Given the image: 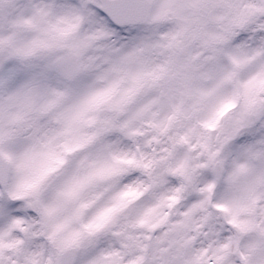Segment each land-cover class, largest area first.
<instances>
[{
    "label": "rangeland",
    "instance_id": "rangeland-1",
    "mask_svg": "<svg viewBox=\"0 0 264 264\" xmlns=\"http://www.w3.org/2000/svg\"><path fill=\"white\" fill-rule=\"evenodd\" d=\"M245 3H247L245 8L248 11L247 18L240 32L232 31L234 37L232 35L224 36L227 33L225 30V32H222V37L215 40L218 37V33L216 29L210 28L209 25L204 32L199 33L196 39H194L191 36L188 37L186 33L184 35L177 34L182 31H175L176 25L166 23L155 24V26H153V31L163 41H167L170 49L168 51L170 59L165 63H158L159 60H155L153 63L156 67L153 76L147 67L144 68V62L135 58V56H132L134 47L127 42H120L114 48L116 52L115 63L109 68L104 69V72L109 75L105 80H111L107 86L97 84V77L93 78V81L95 82L92 84L90 72L82 75L83 77L80 76L77 78L75 84H66L68 82H62L46 71L43 72V74L48 78H51L54 85L52 92L49 93L47 87L43 85H38L28 90L21 89V87L17 89L19 96L24 99L34 97L36 99L35 105H39V110H44V112L47 111L49 113L53 112L57 116L62 117L64 127L69 129L66 138L67 140H72L70 143L78 141L76 138L80 134L83 121H85L84 124L86 126V131L84 137L79 140L81 145L75 144L67 147L70 153L65 159H67L68 162L60 167V169L64 167L65 170L60 173L59 177L66 178L68 183L65 185L50 186L49 190L46 186L42 185L40 187V193H47L50 195L49 200H44V198H32V193L35 192L32 190L23 195L19 192V195H17L14 193L16 192L14 184L24 182L31 177L34 169L38 166L36 157L45 160L53 149L55 142H58L61 139L62 133L60 132L55 139H49L44 144L40 143L42 136L46 133H52L51 131L53 130L50 120H47V122L40 124L41 127L37 128L38 139L40 142L39 140L34 139L30 133L23 134L21 140L19 137L12 138V141L14 143L18 142V144L10 150L15 153L14 162L21 164L22 170L14 176L15 183L13 185H8L4 192L0 191V247H8L7 241L12 235L9 231H12L15 227H17L15 229L16 232L11 239L12 241L16 240V242H12L13 244L9 245V248L13 247L12 250L14 254H12L10 250L0 252V258H10V260H14V262L18 260H55L56 252L58 250L57 247L59 245L58 242L55 241V244L51 246L50 243H44L45 238L40 239V241L36 238L44 233V228H47L45 225L47 216L46 211L51 210L53 211L50 213V219L55 224L54 228L56 230L58 228L60 234V237L56 240L65 243L68 236L65 240L62 239L65 238L67 234L69 235L68 243L82 244V251L78 254L77 260H99L93 256L95 249L93 245L95 243H99V246L104 245V248L102 247L95 251L98 256H100V252L104 253V251L107 250L108 255H113L116 256L118 260H128L129 262L132 260H162L160 255L161 250L165 256V260H172L170 256L174 255H176L174 260H200L202 257V251L208 247H215L214 251H218L222 258L225 257L224 260H227L226 246L228 243L229 245H237L235 242L236 239L233 242L234 235L237 238H241V240L238 241L237 247L239 249L243 247L245 242L244 236L247 235L248 232H252V230L249 231L247 228L252 219L248 215L251 212L241 211V213L238 212L236 216L235 213H232L229 210V204L232 206V211L235 207L236 209L243 207V199L246 196H251L255 190L253 184L257 181V178L250 172L247 174L244 173L247 171L244 164L252 168H258L264 165V117L260 120L257 126L254 128L246 127L243 131L244 135L242 136V139H247L248 145V148L246 149L247 156H244V159L240 147L233 145L230 149V152H232L229 155L230 163H233L234 160L243 159L244 164H235V170L233 165L228 164L226 160L223 163L222 177L224 179L232 176L235 171L232 182L234 183L233 186L238 191V194L230 195L228 193L227 201L225 199L226 196L218 197L215 195L210 201L213 211L218 207L216 209L222 212L227 207L226 213L230 214L226 215L223 212L216 218L222 219L224 217L223 221H225V224H227L226 219H229V224L235 225V227L227 228L221 220H219V223L214 222L211 220V217L207 216L209 213L212 214L211 211L208 212L206 209L207 205H201L202 199L199 198L198 200H194L195 195H197L199 191H202L205 184L210 181L209 177L211 180L213 179L211 164L213 163L215 155H213L212 158L210 157L211 159L208 157L202 159L199 164L202 168L195 172V193L194 195L192 193L187 199L182 198V201L174 206L173 211L177 210L174 214L176 217L169 218L164 227L162 224H156L154 227L159 230H151L149 232L148 240H150L151 243L148 247L146 245L145 252L137 253L135 251L134 243L125 237L124 230L130 227L129 224H146V193L134 201L135 205L133 207L132 203L128 202L130 198L128 196L131 194L127 193L126 196H123L117 201L115 198H118L117 196L122 192L123 188L125 191L133 193L139 191L141 188L149 186L152 184V181H158L159 178L153 177L158 173L159 167L162 166L160 162L164 164L162 159L163 153L169 152L172 149V143L170 144L167 142L166 144L162 139V132L159 130V119L155 120V126L153 128H150L146 123H141L139 121V119L146 118L145 112L142 110V106L146 102V95L148 97V102H154L153 109H150L149 105L145 103L146 113H152L155 115L154 117L159 118L158 114H162V110L160 109V99H163L168 93L170 94L169 98L171 102L169 105V112L176 113L177 111V113H186L187 106H193L191 103V98L194 100L192 90L197 87L202 90L201 96L205 99L208 113H211L212 108L209 107L217 99L216 93L225 91L223 100L228 101L227 105L235 102L237 106L238 100L241 99L242 104L240 105H243L248 109L251 108L244 119L247 121H253V112L264 103V85L261 86L260 84L261 91L258 96L254 97L251 90L248 94L246 92V82L250 79L246 80L248 72H243L241 76H239H243V79L237 77V81L233 82L231 87L226 88V90L223 84H220L221 82L219 81H215V79L214 81L217 83H205V79L207 77L210 78L212 69L216 67L219 62L218 55L222 57L219 66L215 69L217 75L220 74L221 69H227L223 68V65H229L232 67L233 63L231 58L233 56L224 55L222 49L228 42L235 44L238 41L239 34L241 35L242 33L243 36L241 43L242 46H246L248 43L247 40L256 32L253 43H262L260 52L264 66V9L263 11L260 9L264 8V2L258 0H245ZM213 14L214 20L217 23L229 26L232 19L236 18V15L237 18L240 17L241 8L234 7L232 10L225 13L223 8H214ZM77 18L81 19L83 22H92L100 25L97 30L92 29L91 27H86L83 32L78 35H76L72 25V35L70 36V39L67 38L69 45L74 46L80 54L82 72L92 70L100 65L99 56L102 48L108 46L117 35H126L129 37V29L110 30L103 22H95L94 20L90 21L86 14L79 15ZM234 25L237 27L236 22H234ZM76 30L82 31V27ZM217 30L220 32L222 29L217 27ZM119 32L122 34H119ZM56 38H59L60 41L64 40V37H62L61 34L56 35ZM182 45L188 48V53L185 57H181L178 53V50ZM150 46L151 43L148 42L147 47ZM220 47H222V49H218V52L214 53L213 56L212 53L208 52V50L214 51V49ZM204 50L205 55L201 57ZM239 50L240 49H238V51ZM234 55L241 61H247L249 65L252 63V60L249 59L246 54V50L242 53H235ZM226 58H229V60ZM148 59H151V57H148ZM196 59L197 62H195ZM178 63H180V65ZM177 64L180 66V69L177 67ZM258 64L259 66L261 65L259 62ZM124 67L128 69L125 70L126 73ZM176 67L178 72L176 71ZM238 67L239 65L237 68ZM260 70L253 73L252 76H257ZM232 75V72H230V78ZM163 78L168 82V88L166 91L162 92L160 89L163 87L161 82ZM150 80H152V87L150 88L149 83H146V89H143L145 84H142L145 81L149 82ZM126 81H129V83ZM197 83H199V85H197ZM240 84H243V88ZM54 88H58L60 91L56 92L54 91ZM100 88L103 90L99 93L97 90ZM239 89L241 90L240 93ZM116 90L117 92H115ZM155 91H158V94H156ZM24 92H28L29 95L24 94ZM115 103H117V105L113 106V111H110V105ZM105 106L106 108H104ZM183 106H185L184 111H182ZM239 108L240 107H237L235 112ZM119 109L124 111V115L118 119L116 117V111ZM101 110L103 111L102 116H93ZM188 113L189 112H187V116L189 115ZM236 115L238 114L236 113ZM194 116H197V114H194ZM131 120L133 121L129 126L128 122ZM173 125L174 122L171 124V129L169 128L168 134H172L174 131ZM233 125L234 123H232V130H229V136L233 131ZM140 133H142V135H140ZM84 141L86 142L83 143ZM146 142L148 145L147 147ZM103 143L106 144L103 145ZM20 147H24L22 148L24 151V158H21L18 154L17 148ZM107 147L110 149V152ZM176 149L177 152L173 157L175 162L185 159L186 162L184 163V166L189 169L198 166V161L195 158V151L193 149L187 148L183 144H178ZM185 149H187V151H185ZM66 154H68L67 151L57 149L54 157L58 156L59 159H61ZM252 156H256L255 161L251 160ZM127 158L139 162L136 168L126 167L124 160ZM115 159L119 162L118 168H116L117 176L120 177L121 174L126 176L127 183L125 187L116 177V172L113 170L112 165L117 163ZM148 164H154L156 168L150 170L147 169L150 172L149 174H146V166H148ZM174 165L176 164H173V167H175ZM98 168H100L101 173L97 170ZM89 170L91 172V177L99 180L97 182L99 189L92 190V193H90L89 189H85V187L81 188L83 185L82 179H80V183H74V172L76 173V177H79L81 173H83V177H86ZM200 173L203 175L199 176ZM258 174L259 173H257V175ZM238 177L246 179L245 187L237 181ZM184 180L185 178L180 183L179 177L177 176V173H175L174 177L169 178L163 185H154L152 188L153 190L151 189L150 193L157 191V195L152 194V197H158V199H156L157 201L152 199V205L155 203L158 204L157 202L165 203L166 200H169L176 192H178L176 188L177 185L181 184L183 187ZM87 184L90 188L94 187L92 183ZM201 185H203V187H201ZM86 191L87 193H85ZM217 191L218 188H216L213 193H217ZM83 199L84 201H88L89 204L91 202L89 216L94 214L101 215L103 209L106 212V216L110 217L111 212L108 208H119L117 205L128 203V206L123 210H126L124 214L129 215V220L125 219L123 222H120L119 224H121V226L119 228H113L111 231H109L110 228H108L106 230L108 232H103L98 239L93 234L97 229L92 227V225H84V219L86 220V223L88 220L91 221V219L87 217L86 212L82 210L86 209V207L81 204L79 205ZM122 200L123 202L118 204V201ZM181 203L183 204L180 206ZM108 205L109 207L107 208ZM195 205H197V212L199 213L194 211ZM261 205L264 206V203ZM128 209H130V211H128ZM256 211L260 215L264 214V208H260L259 205L256 208ZM187 212L195 214L193 215V219L191 216L192 227H195L191 235L172 231L177 225H184L183 218ZM135 215H139L141 218L139 219ZM210 225H217L216 227L220 230L218 234H214V229L209 228L206 230L204 228L205 226ZM99 230L101 229H98V231ZM255 230H260L257 233L259 243L258 250L263 252L264 230L262 227H255ZM111 232H115L116 235L122 236L124 243H115V240L110 237ZM39 233L40 235H38ZM49 234L50 230L46 237L48 240ZM174 235H177V240L174 241L172 247H167L170 244L165 245V243ZM112 243H114V245ZM183 243L185 245L188 243L193 245L186 252L187 257L191 258L184 257L185 249L181 255L179 248H176L177 245ZM106 244L111 247L107 246L106 248ZM233 248H230V254L232 257L237 258V256H233ZM169 251H172V254H170ZM245 251L248 256V249H245ZM231 261L235 262L236 260L235 258H232ZM255 262H258V260H255ZM104 264H111V261L107 260ZM146 264L156 263L146 262Z\"/></svg>",
    "mask_w": 264,
    "mask_h": 264
},
{
    "label": "flooded vegetation",
    "instance_id": "flooded-vegetation-1",
    "mask_svg": "<svg viewBox=\"0 0 264 264\" xmlns=\"http://www.w3.org/2000/svg\"><path fill=\"white\" fill-rule=\"evenodd\" d=\"M17 20H21V17L18 16ZM0 33L5 37L0 39V73L18 74L21 78L23 75L36 70L31 65L37 62L38 59L43 64L50 55L48 48L50 40H46V43L43 42L40 52L36 53L35 47L39 35L44 36L45 32H37L27 19L11 25L9 19L1 17L0 10ZM7 54H9V57L6 56ZM13 63H17V65Z\"/></svg>",
    "mask_w": 264,
    "mask_h": 264
},
{
    "label": "water",
    "instance_id": "water-1",
    "mask_svg": "<svg viewBox=\"0 0 264 264\" xmlns=\"http://www.w3.org/2000/svg\"><path fill=\"white\" fill-rule=\"evenodd\" d=\"M77 248H66L59 255V260H71Z\"/></svg>",
    "mask_w": 264,
    "mask_h": 264
}]
</instances>
